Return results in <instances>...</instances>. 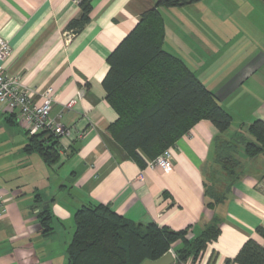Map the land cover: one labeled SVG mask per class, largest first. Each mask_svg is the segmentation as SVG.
Listing matches in <instances>:
<instances>
[{
	"label": "crops",
	"instance_id": "obj_1",
	"mask_svg": "<svg viewBox=\"0 0 264 264\" xmlns=\"http://www.w3.org/2000/svg\"><path fill=\"white\" fill-rule=\"evenodd\" d=\"M158 1L91 0L88 23L72 32L67 27L79 16V0H0V37L10 46L0 70L17 76L36 105L51 87L50 117L69 132L58 139V159L47 164L39 153L25 152L28 137L16 112L0 106V264H65L74 214L89 204L133 224L185 231L186 240L217 220L215 240L184 264H225L249 239L264 248L257 232L264 229V153L249 159L239 144L237 178L219 182L226 198L210 208L204 191L221 176L217 138L249 141L248 126L264 123V2L201 0L170 8ZM156 8L163 49L232 118L223 134L210 121L195 123L168 147L169 171L140 166L111 137L117 115L102 85L111 52ZM45 204L52 230L44 234L39 214Z\"/></svg>",
	"mask_w": 264,
	"mask_h": 264
},
{
	"label": "trees",
	"instance_id": "obj_2",
	"mask_svg": "<svg viewBox=\"0 0 264 264\" xmlns=\"http://www.w3.org/2000/svg\"><path fill=\"white\" fill-rule=\"evenodd\" d=\"M201 0H159L158 7H182ZM264 2V0H262ZM79 16L68 24L69 31H80L89 21L91 0H79ZM164 23L156 9L144 12L135 28L107 58L108 72L102 85L105 100L117 115L110 126L111 137L128 156L145 167L173 145L195 123L210 121L221 134L232 118L216 97L176 56L163 49ZM249 141L216 140V167L221 176L205 186L207 207L222 202L227 189L220 183H231L238 175L237 147L243 143L249 159L264 153V123L253 121L247 129ZM58 142L45 132L28 137L25 152H37L47 163L58 159ZM141 155L146 157L143 160ZM262 179H264V174ZM43 233H48L51 215L47 209L39 214ZM75 230L66 249L65 264H141L163 257L171 249L173 264L194 262L219 233L213 220L193 240L185 231L174 232L154 223L133 224L101 205L89 204L74 214ZM257 232L264 238V229ZM181 241L180 247L174 244ZM264 264V248L247 240L233 260L225 264Z\"/></svg>",
	"mask_w": 264,
	"mask_h": 264
},
{
	"label": "built area",
	"instance_id": "obj_3",
	"mask_svg": "<svg viewBox=\"0 0 264 264\" xmlns=\"http://www.w3.org/2000/svg\"><path fill=\"white\" fill-rule=\"evenodd\" d=\"M69 38V35H68ZM10 53L8 42L0 37V60ZM52 88H47L42 94V102L36 105L32 101L33 92L20 84L17 76H7L0 70V106L9 112H16L19 123L27 137L45 132L58 139L61 136H69V132L61 123L50 117L53 104ZM73 102L65 107L69 108ZM173 158L169 148L154 159L146 163L147 168L169 171L172 168ZM175 258L172 250L169 251Z\"/></svg>",
	"mask_w": 264,
	"mask_h": 264
},
{
	"label": "water",
	"instance_id": "obj_4",
	"mask_svg": "<svg viewBox=\"0 0 264 264\" xmlns=\"http://www.w3.org/2000/svg\"><path fill=\"white\" fill-rule=\"evenodd\" d=\"M47 208H48V205L45 204L43 206V209H47ZM173 262H174V257L172 256L170 252H168L158 260H155V261L146 260L142 262L141 264H173Z\"/></svg>",
	"mask_w": 264,
	"mask_h": 264
}]
</instances>
